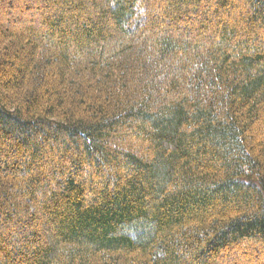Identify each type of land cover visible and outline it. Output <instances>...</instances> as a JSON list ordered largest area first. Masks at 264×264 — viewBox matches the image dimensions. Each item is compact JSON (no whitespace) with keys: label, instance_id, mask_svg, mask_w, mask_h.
<instances>
[{"label":"trees","instance_id":"1","mask_svg":"<svg viewBox=\"0 0 264 264\" xmlns=\"http://www.w3.org/2000/svg\"><path fill=\"white\" fill-rule=\"evenodd\" d=\"M0 13V264H264V0Z\"/></svg>","mask_w":264,"mask_h":264},{"label":"rangeland","instance_id":"2","mask_svg":"<svg viewBox=\"0 0 264 264\" xmlns=\"http://www.w3.org/2000/svg\"><path fill=\"white\" fill-rule=\"evenodd\" d=\"M5 1L7 2L9 0H5ZM14 3H16V2L14 1ZM5 15H6L5 13L3 15L0 13V22H5V18H6Z\"/></svg>","mask_w":264,"mask_h":264}]
</instances>
